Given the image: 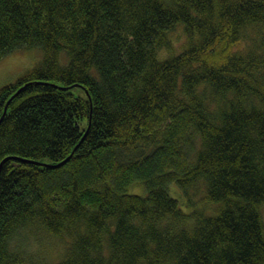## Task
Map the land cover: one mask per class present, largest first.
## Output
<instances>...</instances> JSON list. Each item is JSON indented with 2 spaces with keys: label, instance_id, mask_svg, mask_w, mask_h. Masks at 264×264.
<instances>
[{
  "label": "trees",
  "instance_id": "trees-1",
  "mask_svg": "<svg viewBox=\"0 0 264 264\" xmlns=\"http://www.w3.org/2000/svg\"><path fill=\"white\" fill-rule=\"evenodd\" d=\"M29 48L0 264H264V0H0Z\"/></svg>",
  "mask_w": 264,
  "mask_h": 264
},
{
  "label": "rangeland",
  "instance_id": "rangeland-1",
  "mask_svg": "<svg viewBox=\"0 0 264 264\" xmlns=\"http://www.w3.org/2000/svg\"><path fill=\"white\" fill-rule=\"evenodd\" d=\"M42 57V50L38 48L16 50L4 56L0 59V87L14 82L22 74L35 67ZM56 243L57 246H61L64 242L56 240ZM56 249L58 250V247ZM51 251L54 252V249L51 248Z\"/></svg>",
  "mask_w": 264,
  "mask_h": 264
},
{
  "label": "water",
  "instance_id": "water-1",
  "mask_svg": "<svg viewBox=\"0 0 264 264\" xmlns=\"http://www.w3.org/2000/svg\"><path fill=\"white\" fill-rule=\"evenodd\" d=\"M6 109H7V107L5 108L4 114H5V112H6ZM4 114H3V115H4ZM2 117H3V116H2ZM2 117H1V119H2ZM69 157H70V156H68L66 159L62 160V161L60 162V164H61V163H64L65 161H67V160L69 159ZM2 164H3V162L0 164V172H1Z\"/></svg>",
  "mask_w": 264,
  "mask_h": 264
},
{
  "label": "bare ground",
  "instance_id": "bare-ground-1",
  "mask_svg": "<svg viewBox=\"0 0 264 264\" xmlns=\"http://www.w3.org/2000/svg\"><path fill=\"white\" fill-rule=\"evenodd\" d=\"M6 107H7V106H6ZM6 107H5V108H6ZM4 161H5V160H3L2 162H4ZM2 162H1V163H2Z\"/></svg>",
  "mask_w": 264,
  "mask_h": 264
}]
</instances>
